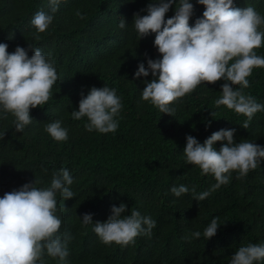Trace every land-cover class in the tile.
Wrapping results in <instances>:
<instances>
[{"label": "trees", "instance_id": "obj_1", "mask_svg": "<svg viewBox=\"0 0 264 264\" xmlns=\"http://www.w3.org/2000/svg\"><path fill=\"white\" fill-rule=\"evenodd\" d=\"M152 2L61 0L53 23L36 40L31 20L38 11L52 14L49 0H0V43L8 44L9 53L23 47L29 57L34 54L29 45L40 48L58 74L50 99L30 110L33 119L23 132L15 130L11 113L0 111V133H5L0 138V197L35 180L39 181L36 187L47 188L54 171L69 170L74 197L65 200L60 192L55 197L56 215L62 220L59 231L73 237L65 264H231L239 247L264 245V161L242 179L232 172L228 184L197 201L194 195L210 191L216 181L210 174L202 176L183 153L187 136L203 144L221 129H235V143L247 140L264 147V111L257 112L246 129L242 127L245 115L223 105L217 108L214 102L222 95L224 80L198 85L170 104L175 109L172 115L143 101L142 91L153 77L135 74L141 63L147 67L149 58L162 56L154 46L156 34L140 39L133 23L135 14L147 15ZM190 2L194 5L190 25L194 26L205 7L196 0ZM234 5L252 6L264 17V0H234ZM175 9L173 4L166 20ZM122 19L123 29L119 27ZM255 51L264 56V44ZM247 79L250 86L243 89L244 94L264 104V68H254ZM105 86L115 89L121 99L122 109L115 117L118 129L107 134L89 132L87 117L74 120L71 113L79 110L82 94ZM57 120L68 131L66 141L58 142L45 131L48 123ZM224 144L226 140L218 141L214 148L219 151ZM180 185L189 191L176 197L171 188ZM122 203L128 209L123 216L135 209L154 219L156 227L150 238L139 235L125 247L106 245L94 232V224L105 222L112 206ZM86 213L92 214V224H83ZM213 218H219L220 226L207 239L203 232ZM196 231L201 236L192 238ZM44 261L60 264L46 252Z\"/></svg>", "mask_w": 264, "mask_h": 264}, {"label": "clouds", "instance_id": "obj_2", "mask_svg": "<svg viewBox=\"0 0 264 264\" xmlns=\"http://www.w3.org/2000/svg\"><path fill=\"white\" fill-rule=\"evenodd\" d=\"M61 0H49L52 14L38 11L31 20L36 29L33 37L47 31L53 23ZM205 7L202 18H197L194 26L190 19L194 14V5L190 0H153L149 3L147 15L134 16V28L140 39L155 33L154 46L162 59L147 60L139 65L136 77L153 79L146 82L142 91V100L150 102L162 113L172 115L175 109L170 104L192 93L201 83L215 84L224 80L222 95L215 100V106H226L237 114L247 117L242 127L248 129L253 116L264 111V104L258 103L251 95H245L254 68H264V56L257 55L256 49L264 44V17L252 6L236 7L234 0H196ZM176 4L175 14L165 19L166 13ZM76 15L84 19L81 12ZM126 25L124 19L119 27ZM8 44L0 43V111L14 116L17 132H23L31 124L30 110L42 107L51 97L53 85L58 80L54 62L46 57L40 48H29L34 54L17 46L14 52H8ZM239 85V89L233 86ZM122 109L120 97L115 89L105 86L92 87L87 96L79 102V110L72 111L74 120L87 117L85 129L107 134L118 129L117 117ZM213 117L215 113H212ZM210 124V122H209ZM45 131L56 141H66L67 129L60 120L48 123ZM235 129H221L214 132L201 144L195 137L187 136L184 155L186 162L201 170V175H212L216 183L210 191L194 195V200L202 201L211 191L229 183L232 172L237 179L246 177L264 161V147L247 140L234 142ZM5 133H0V138ZM227 141L219 151L214 148L218 141ZM73 177L67 168L54 171L50 186L38 188L39 181L23 185L18 190L5 193L0 197V264H45L46 254L65 264L69 256L68 244L71 233H60L62 220L56 215V193L60 192L65 200L74 197L70 190ZM189 189L180 185L172 187L171 192L180 197ZM195 193V189L192 190ZM127 205L112 206L111 215L105 222H95L94 232L106 245L115 243L122 247L134 243L139 235L149 238L156 221L150 216H141ZM219 218H213L205 228L203 235L210 239L216 235ZM84 225L93 223L92 214H84ZM199 231L191 234L199 238ZM264 261V245L249 244L241 246L231 258V264H257Z\"/></svg>", "mask_w": 264, "mask_h": 264}]
</instances>
